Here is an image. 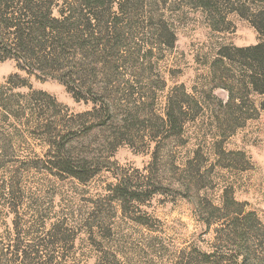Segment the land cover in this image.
<instances>
[{
    "label": "rangeland",
    "instance_id": "1",
    "mask_svg": "<svg viewBox=\"0 0 264 264\" xmlns=\"http://www.w3.org/2000/svg\"><path fill=\"white\" fill-rule=\"evenodd\" d=\"M212 1L206 12L193 0H113L114 13H128L126 46L111 63L99 64L98 86L111 99L114 118L68 138L69 152L91 164L87 182L50 171L53 149L43 132L13 118L0 125V264H197V253L221 247L222 213L213 206L222 207L227 188L264 223V112L240 127L211 118L221 113L219 101H229L220 87L228 82L213 68L219 51L264 37L250 13L232 11L239 0ZM166 24L176 33L173 48L164 43ZM14 75L60 103L37 104L46 122L55 117L54 131L75 126L74 116L92 109L59 81L20 71L13 60L0 62V84ZM180 86L204 109L188 106L175 131L160 118ZM253 99L259 105L263 98Z\"/></svg>",
    "mask_w": 264,
    "mask_h": 264
},
{
    "label": "trees",
    "instance_id": "2",
    "mask_svg": "<svg viewBox=\"0 0 264 264\" xmlns=\"http://www.w3.org/2000/svg\"><path fill=\"white\" fill-rule=\"evenodd\" d=\"M193 1L206 12L215 4L212 0ZM112 3L113 0H0V62L13 60L20 71L39 79H55L77 101L92 104L91 110L74 116L78 119L75 126L54 131V127L57 129L55 117L46 122V115L42 110L39 112L37 104L48 102L60 108V103L46 92L33 90L26 80L14 75L0 84V125L13 118L33 128L34 132H43L42 137L53 149L48 155L50 171L57 170L60 175L66 174L82 183L87 182L94 171L87 160L69 152L72 140L68 138L87 136L96 128L107 126L114 118L111 99L107 93L103 95L98 86V66L107 64L108 60L111 63L123 52L126 37L122 32L128 25L123 27V24L128 13L120 9L124 16L120 17L112 11ZM239 3L241 6H235L232 11L242 17L250 13L252 17L247 18L264 37V0H239ZM102 7L107 10L102 11ZM212 28L217 30L215 25ZM163 31L167 40L164 43L173 48L174 29L166 24ZM213 68L219 72L221 81L228 82L222 81L220 87L229 93V101L225 105L218 102L221 113H215L212 119L240 127L264 112V42L242 48L222 47ZM232 81L234 83H229ZM22 88H28L29 93L20 92ZM255 97L263 98L259 105ZM190 105L204 109L201 101L188 94L184 86L176 87L168 97L161 121L166 127L181 131ZM3 140L0 129V142ZM228 154L244 157L242 153ZM120 187L123 183L118 189ZM124 196L121 197L126 198ZM244 207V203L236 200L234 190L227 188L222 207L213 206L215 212L222 213L220 221L216 220L219 223L216 243L220 242L222 248L216 246L210 253L196 252L197 264H264V223L254 211L248 212ZM206 224L211 227L215 223L208 220ZM223 248L232 255H226Z\"/></svg>",
    "mask_w": 264,
    "mask_h": 264
}]
</instances>
